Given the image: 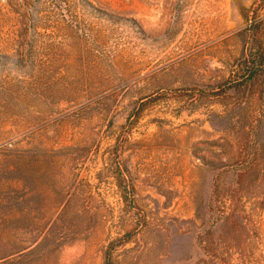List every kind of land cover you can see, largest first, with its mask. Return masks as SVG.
<instances>
[{"label": "rangeland", "instance_id": "1", "mask_svg": "<svg viewBox=\"0 0 264 264\" xmlns=\"http://www.w3.org/2000/svg\"><path fill=\"white\" fill-rule=\"evenodd\" d=\"M254 1L0 0V264H103L116 238L114 264H213V184L247 165L230 262L264 264V98L197 91L237 74Z\"/></svg>", "mask_w": 264, "mask_h": 264}, {"label": "trees", "instance_id": "2", "mask_svg": "<svg viewBox=\"0 0 264 264\" xmlns=\"http://www.w3.org/2000/svg\"><path fill=\"white\" fill-rule=\"evenodd\" d=\"M256 1L249 7L240 8L245 25L241 29L243 49L238 62L237 74L216 86L196 88L199 94L219 95L225 94L229 88L255 87L257 94L264 98V16H260ZM143 104L140 103L134 114H139ZM254 119L256 122L259 121V117ZM114 150L116 151V148ZM248 168L247 165L235 172V186L230 190L227 188L229 191L221 188L218 183L213 184L208 208L216 214L215 221L218 228L216 230L208 227L198 234L197 238L203 253L213 264H231V255L234 252L241 254V249H243L242 236L244 232L249 231L251 221L243 206L240 193L242 189L238 184L249 173ZM115 176L122 190L124 202L130 204L129 198L132 197L134 188L125 179L123 169L118 165ZM116 241L117 238L104 247L103 264H114L113 251L117 245Z\"/></svg>", "mask_w": 264, "mask_h": 264}]
</instances>
